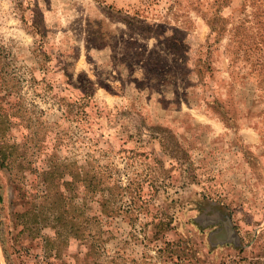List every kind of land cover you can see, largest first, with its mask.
I'll use <instances>...</instances> for the list:
<instances>
[{"label": "rangeland", "instance_id": "rangeland-1", "mask_svg": "<svg viewBox=\"0 0 264 264\" xmlns=\"http://www.w3.org/2000/svg\"><path fill=\"white\" fill-rule=\"evenodd\" d=\"M6 93L29 191L86 159L114 187L109 216L86 208L92 249L70 238L56 264H264V0H0ZM17 173L0 167V264H49L19 235Z\"/></svg>", "mask_w": 264, "mask_h": 264}, {"label": "trees", "instance_id": "trees-1", "mask_svg": "<svg viewBox=\"0 0 264 264\" xmlns=\"http://www.w3.org/2000/svg\"><path fill=\"white\" fill-rule=\"evenodd\" d=\"M11 95V93H6L0 97L4 99L5 96ZM87 97H90V93L86 92L83 98ZM64 106L66 107V109L64 108L66 117L79 118V112L74 113L75 110L69 109V105ZM14 109L22 112V120L29 123L28 127L33 124L34 119L32 117L26 118L29 111L20 106L18 102ZM7 111L5 106L0 107V167L18 172L14 177L15 187L25 201L23 206L29 205L23 211L15 213L22 225L19 235H26L27 233L28 236L39 240L44 256L49 260L53 259V262H49V264H56L63 259V251L68 247L70 238L79 240L85 248L91 250L94 245L91 241L95 232L91 230V219L86 215L88 203L97 202L103 215L109 216L112 213L110 206L114 187L110 186L107 167L92 165L89 159H86V163L79 168L76 174H73L66 165L52 161L47 169L37 172L36 186L38 189L36 192L29 191L25 178L19 171L24 164L19 160L18 148L14 145L10 146L6 141V134L12 125L10 120L12 114H7ZM64 175H69L70 179L64 180ZM62 185L66 189L77 188L81 190L80 205L82 207L79 212L71 211L69 206L73 198L61 190ZM116 187L121 188L120 186ZM0 203H2L1 196ZM45 229L50 230L53 234H41Z\"/></svg>", "mask_w": 264, "mask_h": 264}]
</instances>
